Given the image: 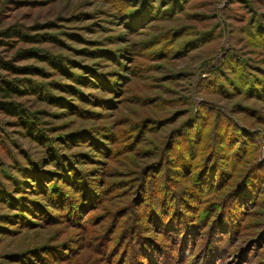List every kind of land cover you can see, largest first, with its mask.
Masks as SVG:
<instances>
[{"label": "rangeland", "instance_id": "obj_1", "mask_svg": "<svg viewBox=\"0 0 264 264\" xmlns=\"http://www.w3.org/2000/svg\"><path fill=\"white\" fill-rule=\"evenodd\" d=\"M0 59L44 69L28 76L41 93L11 97L39 139L0 110V193L55 152L90 183L60 182L45 159L53 204L41 188L14 216L0 200V264H264V0H0ZM20 77L0 68V84ZM255 159L262 188L221 252L177 251L149 227L153 207L184 197L205 214L225 195L213 182L184 195L198 162L234 170V185Z\"/></svg>", "mask_w": 264, "mask_h": 264}, {"label": "trees", "instance_id": "obj_2", "mask_svg": "<svg viewBox=\"0 0 264 264\" xmlns=\"http://www.w3.org/2000/svg\"><path fill=\"white\" fill-rule=\"evenodd\" d=\"M14 32L15 31H12L11 29H7L2 34L3 36L11 37ZM20 55L25 58H36L41 62L49 64L57 63V59L54 58L52 54L36 52L33 49H25L20 52ZM0 68L13 71L18 70L20 74H24V77L13 78L0 84V96L4 98L0 100V110L6 115L15 118L18 125L25 130L28 137L39 139L42 134L36 126L37 121L33 118V115L17 102L13 101L11 97L17 93H21V91H25V93H41L43 91L40 90L41 84L28 76L32 74L41 75L44 73V69L30 64L15 67L11 62L2 61L1 59ZM249 92L255 91L249 90ZM70 106L74 105L72 104ZM60 155L64 156L58 152L40 155L35 160H27L26 165H17L18 167H16V170L21 178H14L17 182L15 187L16 190L12 191L7 188L5 193H0V200L2 202L9 204V207H15L16 211L12 213L13 216L24 210L26 211L27 207L22 201V198H24L22 195L24 194L28 196L31 192L39 190V188H41L42 193L46 195L43 200L48 203V206H50V202L52 203V200L47 199L50 194L51 183L43 179L45 171L42 170L43 167L39 168L40 164H42L45 159L49 160V164L52 163L53 166L58 169L54 172L60 182L63 181L70 184L73 181L75 183L79 182L80 185L90 189V185H88L90 183L86 180L87 178H76L71 170V162L67 159L59 161L58 157ZM198 164L199 162L195 165V170L193 171L194 176L191 183H189L190 185L186 186L185 189L182 188L184 195L194 197L192 195L194 191L197 193V197L202 194L203 196L204 194H209L213 190L211 187L212 182L214 183V186L216 185L218 187L219 191H224L228 188V190L225 191V195L221 196L217 203H211V208L206 207V209H203V213L205 214H193L192 209L194 210V208L192 207L191 209L189 207L190 202L182 197V206L173 208L169 213H165L164 211L153 207L148 211L149 215L147 213L148 216L146 219L150 223V228L161 234V236L164 235L169 242L175 244L177 251H194L200 240L199 247H201L198 251L201 252L206 249L212 253H219L223 250L222 244L226 241V238L232 240L238 233L240 229H238L239 223H242L244 219L243 216L245 215L244 208H247L250 204L252 205L255 199L258 198L259 192L262 188L261 184L263 182L256 176L253 178L252 173L256 171L257 164H261V162L256 161V159L252 161L247 169L241 171L243 174L237 177L241 178L240 181L236 180L235 183L233 181L234 185L230 184V180L235 173L234 170L229 174L226 169L218 167L217 162L215 163L216 167L212 164L208 166L206 162L200 167H197ZM191 172L187 175L191 174ZM201 174H203L204 178V181L202 179V182L199 181ZM214 178L216 179L214 180ZM14 191H17V193ZM197 200H201V198H198ZM38 204L40 205L39 207L43 208V212L49 210L48 207H44L45 204L42 201ZM10 217H12V215L8 218L10 219ZM186 225L187 227H185ZM138 242L141 244L143 241Z\"/></svg>", "mask_w": 264, "mask_h": 264}]
</instances>
